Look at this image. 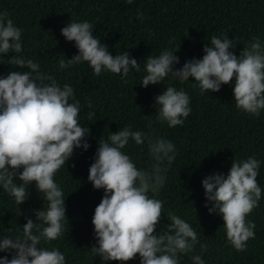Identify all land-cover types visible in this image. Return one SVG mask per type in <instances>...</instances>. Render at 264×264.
<instances>
[{
    "label": "trees",
    "instance_id": "trees-1",
    "mask_svg": "<svg viewBox=\"0 0 264 264\" xmlns=\"http://www.w3.org/2000/svg\"><path fill=\"white\" fill-rule=\"evenodd\" d=\"M4 12L22 29V51L0 54V78L13 70L30 71L9 64L15 55L33 60L41 74L51 75L61 87L65 83L72 86L74 99L81 105L79 123L90 129L85 137L90 147L75 148L54 177L65 199L63 232L56 240L42 239L37 247L59 249L65 255V264H121L103 261L92 253L91 247H98L92 219L104 190L94 188L88 176L99 142L130 126L153 139L170 140L176 147V159L166 173L164 186L158 195H148L164 202L157 233L166 231L165 226L171 223L169 213L190 223L197 232L198 243L191 252L179 254L180 264H195L192 257L196 255L205 264H264V109L259 117L237 109L234 79L223 84L219 92L204 93L194 78L181 82L171 74L147 88L140 84L147 74V57H158L165 50L174 52L180 47L175 53L180 63L174 65L180 69L186 61L203 57L204 46H210L212 36L223 38L227 33L229 39L237 38L238 43L230 49L237 56L255 42L253 37L264 46V0H0V13ZM71 20L90 22L94 36L113 56L128 52L137 59L140 71L132 69L123 77L104 70L96 76L88 62L61 69V59L67 61L78 54L75 42L67 41L61 32ZM167 86L183 89L190 96L192 111L182 126L169 127L157 119L155 98ZM69 102L74 101L70 98ZM90 110L95 111V120L86 119ZM122 151L137 168L151 169L147 141L137 145L130 139ZM249 156L260 161L257 180L262 194L259 206L247 216L256 225L255 239L247 241L245 251H237L227 240L222 215L210 213L205 207L202 180L217 172L226 175L233 160L243 161ZM14 182L22 183L18 176ZM27 191V199L17 205L0 186V239L22 236L29 218L39 222L36 210L47 209L48 202L35 181ZM9 228L14 231L9 233ZM201 245L207 246L206 251ZM13 252L0 251V257L11 259ZM124 264H141L139 254Z\"/></svg>",
    "mask_w": 264,
    "mask_h": 264
},
{
    "label": "clouds",
    "instance_id": "clouds-1",
    "mask_svg": "<svg viewBox=\"0 0 264 264\" xmlns=\"http://www.w3.org/2000/svg\"><path fill=\"white\" fill-rule=\"evenodd\" d=\"M61 32L78 49L71 59L59 61L61 69L88 62L96 76L104 70L123 77L132 69L140 71L137 59L128 52L113 56L108 46L94 36L90 22L71 20ZM21 33L22 29L14 25L7 12L0 13V54L20 53ZM253 40L237 56L230 51L238 43L237 38L229 39L227 33L223 38L212 36L210 46H204L203 57L186 61L180 69L174 67L180 63L175 55L180 47L174 52L165 50L155 58L149 55L147 74L140 84L147 88L171 74L181 82L194 78L204 93L219 92L223 84L234 79L235 107L259 117L264 109V46L258 37ZM9 64L30 71L13 70L0 78V186L20 205L29 195L28 185L35 181L48 207L36 210L38 223L31 218L27 220L22 236L6 235L0 239V251L14 250L11 259L0 257V264H65V255L59 249L37 246L42 239L53 241L63 232L65 199L54 177L75 148L90 147L85 139L90 129L79 123L81 105L74 99L71 85L65 83L61 87L51 75L41 74L39 64L31 59L15 55ZM70 98L74 102L70 103ZM155 104L159 106L158 121L167 122L169 127L182 126L192 111L188 93L171 86L156 96ZM88 107L91 109V102ZM86 119L95 120V111H88ZM130 139L137 145L147 141L153 160L150 170L137 168L122 151ZM175 159L176 147L172 141L162 137L153 139L145 132L131 130L130 126L111 133L108 141L99 142L88 176L94 188L104 190L92 219L98 243V247H91L94 255L121 264L135 259L137 254L141 264H180L179 254L194 249L197 232L175 214L167 215L171 223L165 226L166 231L156 232L164 202L148 195L159 194ZM259 167L260 161L249 156L243 161L233 160L226 175L217 172L202 180L205 207L210 213L222 215L227 240L237 251H245L247 241L255 239L256 225L247 216L259 206L261 199ZM17 176L22 183L14 182ZM206 247L201 245L205 251ZM192 259L195 264H205L200 255Z\"/></svg>",
    "mask_w": 264,
    "mask_h": 264
}]
</instances>
